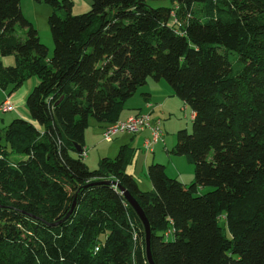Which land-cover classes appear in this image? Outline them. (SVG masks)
I'll return each instance as SVG.
<instances>
[{
    "label": "trees",
    "instance_id": "obj_1",
    "mask_svg": "<svg viewBox=\"0 0 264 264\" xmlns=\"http://www.w3.org/2000/svg\"><path fill=\"white\" fill-rule=\"evenodd\" d=\"M38 1L66 11L48 16L49 57L19 0H0V55L13 58L0 60V88L38 79L31 119L0 126V264H149L117 184L148 220L153 264H264V0H91L77 15L70 0ZM148 77L194 112L168 150L193 165L189 183L153 162L142 190L128 144L85 162L90 119L104 140Z\"/></svg>",
    "mask_w": 264,
    "mask_h": 264
},
{
    "label": "rangeland",
    "instance_id": "obj_2",
    "mask_svg": "<svg viewBox=\"0 0 264 264\" xmlns=\"http://www.w3.org/2000/svg\"><path fill=\"white\" fill-rule=\"evenodd\" d=\"M59 1H62V0H59ZM70 1L72 2L70 13L73 15L84 13L88 11L91 6V0H70ZM146 3L152 7L169 6L171 5V0H146ZM19 6H20L21 13L24 16V18L30 21L32 25L35 27V29L37 30L40 41L47 46L48 48L47 56L48 57L51 56L53 52V41H52V36H51L49 24H48V16L52 14L53 12H55L60 17H64L66 15L65 9L63 7H60V8L55 7L44 1H38V0H19ZM15 33L17 36L23 39L25 38V35H26V29L22 27L19 23H16ZM150 79L152 78L151 77L147 78L146 84L150 81ZM37 81L38 79L36 76H31L27 82L25 81L18 90L17 89L14 90L10 95H6L0 88V104H1V101L5 98V96L6 97L8 96L11 98L13 95H15L14 99L10 101L11 105L14 107L13 111L5 112V113H2L0 111V126L7 125L13 118H23V119H28V120L31 119L26 103H25V99L27 97L28 92L31 91V89L37 83ZM162 82L166 83L164 80H162ZM145 85L139 87L138 90L134 93V95L127 100V103L138 102L139 99H141L140 97L141 89H144ZM26 86L29 87V90L27 91V93H26V88H25ZM24 88H25V92H24ZM175 99L181 102V100H178L179 98H175ZM167 105L168 106H166V109H165L166 111L161 112V115L158 118L161 119L162 131L164 135L166 136V139L167 140L174 139V143H175L177 130L186 129L187 132H191L192 131V121H190L188 114H186V112H185V115L183 112H181V108H180L181 106L178 108V110H174V111L169 110L171 112L168 113L167 112L168 108L172 109L174 108L175 105L173 107L171 106L172 105L171 103ZM15 106H16V111H14ZM142 107H143V103L139 105V108H142ZM142 112H147V110H142ZM123 113L124 111L121 112V114ZM90 121L96 122L92 118L90 119ZM88 131L89 132H88L86 144L88 145L90 149L89 148L87 149L88 158H85V160L87 159L86 164L88 165V167L90 169H94L97 166L95 164L98 161V158L100 156L102 157V155L98 157V153L100 151H97V147L95 148V150H92L94 148V146L92 145L95 144V142L100 139L97 145H99L101 148H107L108 151L111 150L109 151V153H106L108 155H103V156L114 157L118 150V147L114 148V143L117 141L118 137L120 136H115L112 140L106 142L102 139V136L101 138L100 136H98L97 139L94 138L95 130L91 126L88 128ZM85 148L87 147L85 146ZM192 169H193V165H192ZM192 172L194 173V170ZM145 176L147 178H144ZM193 178H194V175L192 177V180ZM148 180L149 178L147 176V172H145L143 175L139 177L140 187H142L143 190H149V189H146V187H144V184ZM199 189H200L199 191L200 194L207 191V189L204 191H202L201 188Z\"/></svg>",
    "mask_w": 264,
    "mask_h": 264
},
{
    "label": "crops",
    "instance_id": "obj_3",
    "mask_svg": "<svg viewBox=\"0 0 264 264\" xmlns=\"http://www.w3.org/2000/svg\"><path fill=\"white\" fill-rule=\"evenodd\" d=\"M0 60L2 61L3 64L7 63L6 65L13 63V58L11 56L0 57ZM168 87L169 86L167 85V83H163L162 80H159V81L150 80L145 85L144 89H141V96H140L141 99H139L138 102L127 103V101H126L124 103L123 110H122V111H124V113L120 114L119 119H125L126 117L133 115L137 112H142V110H147V112H149L151 118L154 120L161 115V112L166 111L165 109H166V106H168L167 104L171 103L172 107L174 105L175 106L172 109L168 108V111H167L168 113L171 112L169 110H172V111L178 110V108L181 106L180 107L181 112H183L184 115L186 112V114H188L190 121H192V119L194 117V112L190 109L189 106L185 105L182 101L181 102L177 101L175 99L177 97L171 94L170 88H168ZM25 88H26V93H27V91L29 90V87L26 86ZM25 88H24V92H25ZM143 92H147L149 94V97L147 100H145L143 98V96H142ZM14 96L15 95H13L11 97L12 99L9 97V100L12 101L14 99ZM178 100H180V99H178ZM141 103H143V107L139 108V105ZM14 111H16V106H15ZM91 125L93 126L92 128L95 130L94 138L97 139L98 136H100V138H101L102 125H100L99 123L98 124L94 123V122H92ZM161 128H162V125H161ZM149 135H150V133L147 129L140 131L139 133H136L133 135L127 134V133H122V134L117 135L120 137H118L117 141L114 143V148L115 147L117 148L122 144H128L134 150L133 157H132L130 163L127 165L126 172L131 174L137 180L138 185L140 187L139 177L141 175H143L145 172H147L148 165L153 163V162H161V163L165 164L166 173L168 175L179 179L183 183H189L193 177V172H192L193 169H192L191 163L184 156H176V155L170 154L168 152V150L173 146L174 139H170V140L168 139L167 140L166 136L163 135L162 139L157 141L158 143H156L154 145L153 151L152 152H146L145 150H143L142 143H143L144 139L147 138ZM87 136L88 135L86 134L85 146L88 149L89 147L86 144L87 143ZM99 141H100V139L98 141H96L95 144L92 145V146H94V148L92 150H95V148L97 147V151H100L98 153V157L100 155H102V156L108 155L106 153H109V151H111V150L108 151L107 148H101L99 145H97ZM86 158H88V157H86ZM86 160H85V162L87 163ZM96 164H97V162H96ZM144 178H147V177L145 176ZM144 187H146V189L150 190L152 188V183L148 180L144 184ZM140 188L142 189V187H140Z\"/></svg>",
    "mask_w": 264,
    "mask_h": 264
},
{
    "label": "built area",
    "instance_id": "obj_4",
    "mask_svg": "<svg viewBox=\"0 0 264 264\" xmlns=\"http://www.w3.org/2000/svg\"><path fill=\"white\" fill-rule=\"evenodd\" d=\"M1 111L8 112L14 109L10 100L6 99L0 106ZM147 129L150 135L144 139L142 147L146 152L153 151V145L162 139L163 131L161 128V119H152L148 112H140L130 115L125 119L117 120L110 124L109 127H105L103 131L104 140L110 141L115 135L120 133L135 134ZM86 153H83L85 156Z\"/></svg>",
    "mask_w": 264,
    "mask_h": 264
},
{
    "label": "water",
    "instance_id": "obj_5",
    "mask_svg": "<svg viewBox=\"0 0 264 264\" xmlns=\"http://www.w3.org/2000/svg\"><path fill=\"white\" fill-rule=\"evenodd\" d=\"M79 149H80L79 147H76L77 151ZM117 185H118V188L123 193L126 201L133 208V210L136 212L137 216L139 217V219L141 220V222L143 224L146 258H147L149 264H153V261L151 258V253H150V227H149L148 220H147L142 208L140 207V205L138 204L136 199L129 193V191L126 190L123 186H121L119 184H117ZM74 205H75V203L73 202L71 205V208L69 209V211L67 213V215H69L71 213L72 209L74 208Z\"/></svg>",
    "mask_w": 264,
    "mask_h": 264
}]
</instances>
